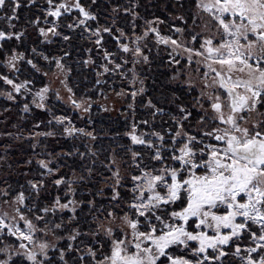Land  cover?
I'll return each instance as SVG.
<instances>
[{
	"label": "rangeland",
	"instance_id": "1",
	"mask_svg": "<svg viewBox=\"0 0 264 264\" xmlns=\"http://www.w3.org/2000/svg\"><path fill=\"white\" fill-rule=\"evenodd\" d=\"M3 8H0V31H4L6 34H12V38L19 43H22V38L30 40L33 44L34 41L40 38L42 43L52 44L57 37L68 36L69 33H64V30L80 34L85 38V50L89 55L94 54L95 59L88 57L85 62L88 69L97 72V82L104 84L107 82V86L119 84L121 87L117 92L108 91L105 94H101L97 99H90L81 97L75 94L69 85L70 70L62 63L61 57L54 55L49 56L48 53H36V56L40 57V63H36L33 58L27 56L24 51L13 50L12 55L6 57L3 63L5 74L0 73V76L12 79L15 84H25L26 86L20 90L19 93L15 92L11 85L6 84L3 80H0V193L8 194L9 188L12 187V180L19 182L18 188L21 189L27 184L29 191L34 193L33 198L30 195L25 196L24 204L18 205L14 203L16 197L21 193L19 192L15 197L6 201H0V216L6 214L5 223L10 226L15 225L22 230L25 229L23 221H20L16 209H20V213L23 214L28 220L32 221L38 229L33 233L34 242L17 240L16 236L10 235L7 229L0 231V261H6L7 264H11L16 258H21L27 261L29 264H72V262L79 261V264H95V261L102 260L105 255L110 254V240L104 236V228L111 227L114 230L115 237H121L120 227H122V217L125 213H128L132 218L134 210L130 209L128 205L133 202L134 195L139 193H133L134 182L132 176H141V169L150 171L152 169L159 170L162 167L172 165L178 167V162H174L170 159L172 155H179L178 149L182 147V143L173 144V137L177 130L183 127L184 131L191 135H195L198 139H203L205 143L219 144V142L207 137H203L202 133L211 131L212 128L219 124L218 121L211 122L205 121V123H199L201 116L204 115V109H209V101L201 93H213L216 92L213 89L205 88V83H211L210 74L208 78L203 76L206 68L203 63L202 57L193 56L192 62L188 60V53L183 49H176L173 51V45L157 43V34L155 32H148L145 36L144 33L148 30L149 26L157 29L159 36L177 39L180 43L188 48L201 50V43L204 38L211 35L212 32L217 30L215 21H211V17L197 9L195 1V7L189 8L192 12V21L188 22L187 16L184 11L176 4L180 0H125L124 4L111 5L106 9V22L98 27H92L91 21L87 22V27L94 31L97 28L101 29L99 38L101 44L98 46L95 41L97 36H92L91 31H85V26L69 29V24L77 23L78 19H82L78 10L73 9L70 13H64L59 18L51 16L47 17L48 23H45L46 10L49 5L47 0L45 6L40 4V0H34V3H30V0H18L20 7L13 13L12 8L14 5L8 3ZM98 0H96L97 2ZM106 2L108 0H105ZM62 2V0L60 1ZM59 2V3H60ZM80 4L89 12L97 16V12L91 9L94 4L92 0H79ZM34 5L35 9H28L23 11L19 18V10L23 6ZM58 4V3H57ZM88 4V5H86ZM91 5V6H89ZM117 9V11H113ZM129 9L130 11H125ZM159 12L165 13L169 21L164 22L161 17L158 16ZM17 17L15 19H8V17ZM64 16H69L70 20L61 21ZM128 16V17H127ZM135 16V18H134ZM195 19V23L193 20ZM56 21L57 31L59 36H54L51 33L47 38L42 36L39 32L40 28L47 30L52 26V22ZM67 21V22H66ZM151 22V25L149 24ZM209 23V27H205V24ZM19 23V25H18ZM6 26V28H5ZM108 27L111 28V34L104 32L102 29ZM119 30H123L124 36H120ZM181 29L182 31H176ZM128 31V33H126ZM23 33L19 39H16V35ZM109 34L115 42L117 40L114 37H120L119 43L117 42V50L114 52L106 51L103 46L104 35ZM74 35V34H72ZM192 36H197L196 41H192ZM137 37L142 39L137 40ZM7 40V39H6ZM10 40V39H8ZM4 40L0 41V47ZM21 41V42H20ZM135 41V43H133ZM219 40H214V44H217ZM30 43V44H31ZM120 44H127L130 51L125 53L122 51ZM136 47L141 49L142 55L135 56L134 50ZM26 49V48H25ZM32 52V51H31ZM105 53H109L107 59H105ZM22 54V59H17L9 64L10 57L16 55L19 57ZM34 55V54H33ZM143 56H147L148 60L145 62ZM159 61V64L164 63L165 69L170 72V78L168 84L172 87H179L185 90L186 100L183 102L177 98V96L169 95L167 101L163 100L164 97L159 99L161 105L166 106L163 108L152 101L147 100L145 104L141 105V97L146 93V82L151 77V63L154 60ZM60 61L62 68L57 67V61ZM28 61H32L31 64ZM134 61H139L138 63ZM174 61H179L175 63ZM195 61H202L197 64ZM27 62L31 68H33L39 75L44 78V85L41 87H34L30 85L25 78L21 76L23 63ZM14 65V66H13ZM120 65L119 68L116 66ZM100 69L97 70L96 68ZM107 67L108 72L104 69ZM200 71L197 72L196 69ZM24 74V73H23ZM47 88L48 91L44 93V99L41 101L36 93L42 89ZM69 89L71 91H69ZM142 89V91H141ZM222 92L223 90H219ZM11 94L13 99L8 98V94ZM133 93H136L133 96ZM71 98V99H70ZM81 106L77 108L75 104ZM199 101V103L197 102ZM50 102L60 103L62 107L59 110L62 113H55L49 107ZM42 103L44 108L37 107V104ZM28 105V111H24L25 105ZM201 104L203 108H201ZM88 110L85 111L84 109ZM185 109V112H181L180 109ZM93 109H96L102 115L115 117H121L123 120L128 121V131L125 133V137L129 140L128 145H124L121 141L116 140L115 146L111 149L110 154L107 156L108 161L105 162L100 159L93 147L96 142V136L89 128L90 114ZM260 112H264V106L258 105ZM36 111L37 113H34ZM46 116H42V114ZM187 113L191 115L186 120L181 118ZM251 120H258L261 117L255 113H245ZM56 118H67L63 125L55 122ZM180 121L178 124L176 121ZM51 121V123H49ZM68 121H71L69 124ZM147 121L148 123H143ZM136 125V134L141 133H159L164 137L163 141H160L156 136H144L145 140L151 139L157 146L163 144L161 149L163 162L155 161L151 159L154 155V150L144 145L132 144L129 133L132 132L133 125ZM37 125H39L37 127ZM251 126V122L246 125ZM65 127H74L76 129H84L85 133H92V137L88 135H74L67 136L64 133ZM224 127V125H220ZM55 132V136H36V133ZM72 139L81 141L87 146L90 153L87 155L88 160L91 161L86 167L87 169L82 172H76L66 168L60 161L61 155H66L63 149H61V140ZM117 138V137H115ZM181 140L184 138L181 137ZM186 142V141H185ZM108 146L107 143H105ZM202 147L203 145H199ZM142 149L146 152V155H142L138 149ZM175 148L176 151L172 149ZM133 152L139 153L136 159H133ZM151 154V155H150ZM206 158V157H205ZM51 161L49 167L53 169L54 174H48L46 170L39 167V160ZM31 161V163H29ZM94 162H98L101 166V170H93L91 167ZM137 164L140 167H137ZM118 172L120 176V185L117 187L116 176L114 173ZM83 173V174H82ZM63 177L67 181H71L72 192H69V185L67 183L55 185L54 181ZM40 183L42 187L36 192L31 188L29 182ZM83 182L85 185L80 186ZM79 187H82V191L87 193L94 190L99 198H102L104 203L99 206L92 205V215L90 221L92 225H89V229H84L79 224L78 227L73 225V215L80 208L81 202H79L75 193ZM113 188L119 192L120 199L113 201ZM160 190V189H158ZM31 192V191H30ZM59 197L62 203H67L69 200H73L76 203L70 205L69 209L63 211L57 210L55 212H49L45 214L43 210H38V204H44L45 208H51L56 198ZM51 198V199H48ZM163 206L162 211H157L158 215H161L165 222L168 223H182L181 221H171L169 219L170 213L167 207ZM75 207V211L70 209ZM29 210L31 216H29L24 210ZM113 211L115 213V219L108 218L107 213ZM117 211V212H116ZM70 214L69 216H66ZM120 213V214H117ZM66 214V215H65ZM218 214H223L222 211H218ZM37 216H43V220H37ZM15 218V219H13ZM143 218V217H138ZM144 219V218H143ZM242 218H238L240 220ZM144 220H142L143 222ZM195 218H191L188 225L185 228L188 231H200L205 230L209 235H214L210 229H195ZM75 222V221H74ZM152 223L158 225L157 235L160 234V229L163 228L158 221L153 218ZM55 224H65V227L60 229L55 228ZM98 225H102L100 228V234L93 236L92 234L97 231ZM141 226V227H140ZM141 231H148L146 223L140 224ZM256 229L251 231L259 234V227L252 225ZM166 230V229H165ZM76 231L81 234L76 237L75 240H71L69 237L75 235ZM125 231H130L125 228ZM221 232L228 233L230 229H221ZM245 232L241 233V236ZM247 233V241L241 239H234L230 241L229 245L224 248L228 253L235 251L238 245L241 248L239 256L228 255L221 258V261H212L211 264H225L238 262L239 264H247L249 253L247 248L256 247V243L251 241L250 233ZM131 238V237H128ZM104 241L108 243V249L104 247ZM62 242L66 243V248L60 249V253L55 261L51 259L54 254L52 253L58 248ZM24 243L25 249L19 248V244ZM40 243H46L48 247L42 254L38 245ZM264 244V241H259ZM72 245L73 251H68V246ZM145 245H150V241H145ZM233 245V250L229 249V246ZM91 247L96 251L95 261L94 258L88 255V249ZM198 247V242L189 241L187 247L184 245H172L166 249L167 255H172L171 249L184 252L187 255L183 258L189 261H195L198 257L193 255L195 248ZM32 251L36 254V262L27 259V252ZM64 252V260L60 259L61 252ZM215 255L211 249H208L206 253L200 254V258L203 255ZM264 254V248H258L256 253H252L251 256L259 261L261 255ZM70 256V258L67 257ZM167 255L160 257L156 264H169ZM174 258L180 256H174ZM82 257V258H81ZM243 257L244 259H241ZM228 258V259H227ZM227 259V260H226ZM226 260V261H225ZM60 262V263H59ZM204 264H209V261H205Z\"/></svg>",
	"mask_w": 264,
	"mask_h": 264
},
{
	"label": "snow or ice",
	"instance_id": "2",
	"mask_svg": "<svg viewBox=\"0 0 264 264\" xmlns=\"http://www.w3.org/2000/svg\"><path fill=\"white\" fill-rule=\"evenodd\" d=\"M14 7L13 13L20 7L18 0H11ZM34 3V0H30ZM49 5L46 10L45 23H48L47 17H61L64 13H70L73 9L79 11L82 19H78L77 23L69 24V29L85 26L84 30L91 31L92 36H97L95 43L99 46L101 40L99 38L101 29L90 30L86 25L90 20H96V15L87 11L79 2V0H62L60 3H55V0H47ZM95 4L96 0H92ZM6 0H0V8H3ZM197 9L207 13L211 17V21H215L217 30L211 35L204 38L200 47L201 50L188 48L177 39H171L159 36L157 29L149 26L144 33L155 32L157 34V43L173 45V51L183 49L188 53V60L192 62V57H202L206 68L203 76L208 78L210 74L211 83H205V88L213 89V93H201L207 97L209 101V109H204V115L201 116L199 123L205 121L216 122V127L211 131L203 132L202 136L219 142V144L205 143L203 139H198L197 136L191 135L184 131L183 127L176 131L173 137V144L182 143V147L178 149L179 155H172L170 159L178 162V167L168 165L159 170L152 169L145 171L141 169V176H132L134 182L132 189L134 195L133 202L128 207L134 210L133 215L143 217L144 221L133 219L128 213H125L120 220L121 237L114 236V230L111 227L104 228V236L110 240V254L105 255L102 260L95 261L96 251L91 247L88 249V255L94 258L95 264H156L160 257L167 255L166 249L172 245H184L187 247V242H198V247L195 248L193 255L198 258L193 262L183 257L174 258L172 255H167L169 264H204L205 261H221V258L228 255L239 256L241 248L237 245L235 251L228 253L224 250L229 245L230 241L239 239L242 232H249L251 241L256 243V247L247 248L249 253L247 264H264V254L261 259L256 261L251 254L256 253L258 248H264V244L259 241H264V112H260L258 105L264 106V0H197ZM117 11V9H113ZM125 11H130L125 9ZM17 17H8L15 19ZM135 18V16H134ZM195 23V19L193 20ZM151 25V22H149ZM57 24L54 20L52 26L47 30L40 28L39 32L47 38L51 33L54 36H59ZM205 27H209L206 22ZM104 32L111 34V28L105 27ZM120 36H124L123 30H119ZM176 31H182L176 29ZM23 33L16 35L19 39ZM12 34H6L0 31V41L11 39ZM119 43L120 37H114ZM64 40H69L70 37L64 36ZM142 37H137V40ZM192 41L197 40V36H192ZM219 40L214 44V40ZM135 43V41H133ZM123 52L127 53L130 48L127 44H120ZM35 51V50H33ZM139 57L142 55L141 49L136 47L133 53ZM109 53H105L107 59ZM22 59V54L17 57H10L8 63L12 64L17 59ZM143 60L147 62L148 57L143 56ZM138 63L139 61H134ZM179 63V61H174ZM200 64L202 61H195ZM29 64L32 61H28ZM57 67L62 68L60 61L57 62ZM14 66V65H13ZM117 68L120 65L116 66ZM105 72L109 69L105 67ZM200 71L199 68L196 69ZM6 84L11 85L17 93L26 85L15 84L12 79L0 76ZM219 90H223L220 92ZM47 88L36 93V96L42 101ZM69 91H71L69 89ZM142 91V89H141ZM136 93H133L135 96ZM9 99H13L12 95L8 94ZM71 99V98H70ZM199 103V101H197ZM75 106L79 108L81 105L73 101ZM37 107L44 108L42 103L37 104ZM201 108L203 105L201 104ZM85 111L88 109L85 108ZM24 111H28V105L24 107ZM181 112L185 109L181 108ZM245 113H255L261 117L258 120H251ZM191 115L187 113L181 120H186ZM67 118H56L57 124L63 125ZM178 124L180 121H176ZM251 122V126H246ZM51 123V121L49 122ZM70 124L71 121H68ZM143 123L147 124V121ZM224 125V127H220ZM39 125H37L38 127ZM64 133L71 137L77 134L92 136V133H85L84 129H76L74 127H65ZM36 136H55L56 133L49 131L44 133H36ZM132 144L144 145L154 150L152 160L163 162L161 149L163 144L157 146L151 139L145 140L144 136H156L160 141L164 137L159 133H141L136 134V125L132 127V132L129 133ZM184 139L181 140L180 138ZM186 141V142H185ZM199 145H203L200 147ZM176 151L175 148L172 149ZM70 155V154H69ZM84 154H81L83 156ZM133 159L139 155L133 152ZM206 157V158H205ZM31 163V161H29ZM51 161L43 159L38 161L39 167L46 170L48 174H54L53 169L49 167ZM137 167H140L137 164ZM116 176L117 187L120 185L119 173H114ZM31 188L36 192L42 187V182H29ZM56 186L67 183L69 192H72L71 181L65 180L63 177L54 181ZM160 189V190H158ZM113 201L120 199L119 192L113 188ZM25 196L20 193L14 203L23 205ZM180 202L181 210H173L170 213L171 221H181L182 223H168L165 219L157 214V211H162L163 206ZM76 202L69 200L67 203H62L59 197L56 198L51 208L43 209L45 214L63 211L69 209L70 205ZM75 211V207L70 209ZM222 211L223 214H218ZM16 212L20 221L24 222L25 229L22 230L15 225L10 226L5 223L6 214L0 216V231L7 229L10 235L16 236L17 240L34 242L33 233L41 231L17 208ZM108 218L115 219V213L109 211ZM75 217H73L74 219ZM153 218L163 226L160 229V234L157 235L158 225L152 223ZM191 218H195V229H210L214 235H209L207 231H188L185 225L189 224ZM238 218H242L238 220ZM15 219V218H13ZM37 220H43V216H37ZM146 223L148 231H141L140 224ZM250 225L259 227V234L251 231ZM62 224H55V228H62ZM98 225L97 231L92 235L95 237L100 234ZM125 228L130 231H125ZM166 229V230H165ZM221 229H230V232L223 233ZM81 233L76 231L75 235L69 237L75 240ZM131 237V238H128ZM145 241H150V245H145ZM41 253L48 247L46 243L38 245ZM19 248L25 249L24 243L19 244ZM208 249H211L215 255H203ZM2 251V250H0ZM68 251H73L72 245L68 246ZM82 258V257H81ZM27 259L36 262V254L32 251L27 252ZM60 259L64 260V252L60 254ZM241 259H244L241 257ZM0 264H7L6 261H0ZM40 264V262H36Z\"/></svg>",
	"mask_w": 264,
	"mask_h": 264
},
{
	"label": "trees",
	"instance_id": "3",
	"mask_svg": "<svg viewBox=\"0 0 264 264\" xmlns=\"http://www.w3.org/2000/svg\"><path fill=\"white\" fill-rule=\"evenodd\" d=\"M60 1L61 0H55V3H59ZM40 2H41L40 4L42 5L45 4L43 0H40ZM8 3H11L10 0L8 1ZM124 3L125 0H108L107 2L105 0H98L93 6L89 5L91 6V9L93 11L97 12V16H96L97 19L91 21L92 27H98L99 25H103L106 22V19L104 17L107 15L106 9H108L111 5L124 4ZM176 4L186 14L187 16L186 18L188 22H191L193 18H192V12L189 8L195 7V1L180 0L177 1ZM29 8L35 9L36 7H34L33 4L30 5L29 7L25 6L24 4V6L19 10V18L21 17L22 12L28 10ZM158 16L161 17L164 22L169 21L167 15H165V13L163 12H159ZM65 20H70L69 16H64L61 18V21L65 22ZM64 33L66 34L69 33V37H70L69 40H64L63 37H57L55 38L52 44L42 43L40 38L34 41L33 44L31 43L30 40L26 41L24 37L21 39L22 43L19 44L14 39L4 40L0 47V62L3 63L6 57L12 55L13 50L24 51V53L27 56H30V58H33V60L36 63H40V57L36 56V53H38L39 51L41 53H48V55L52 57H54V55H58L61 57L62 63L70 70L69 85L76 95L90 99H97L100 97L101 94H105L108 91L117 92L121 87L119 84L107 86L106 81L104 84L96 83L98 81L97 72L92 71V69H88L85 60L88 57H92L93 59L97 57H95L93 53L89 55L86 53L85 50L86 48L84 45V42L86 41L85 38L80 34L70 32L68 30H64ZM126 33H128V31H126ZM117 45H118L117 42L112 40L109 34L104 35L103 46L106 49V51L114 52L115 50H117L116 48ZM153 59L154 60L151 63L152 67L150 69L152 75L150 77V80H147L146 82V93L141 97L140 104L143 105L146 103L147 100H149L152 101V103H155L163 108H166V106L160 104L159 99L164 97L163 100L167 101L168 96L174 94L177 96L178 99L180 98L179 100L184 102L186 100L185 90L177 86L172 87L170 84H168L170 78V72L167 69H165L164 63L159 64L158 60H155V58ZM22 65H23V69H22V74L20 75L25 78V81H28L30 85L34 87H41L44 85L45 81L42 75H39L33 68L30 67V65L27 62H24ZM96 69L99 70L100 68L97 67ZM0 73L5 74V69L1 64H0ZM49 107L55 113H62L61 111L64 109L60 105V103H53V102H50ZM59 107H62L61 111L59 110ZM34 113L37 112L34 111ZM42 116H46V115L43 113ZM90 121L91 124L89 128L96 136V142L93 144V147L95 150H97L96 153L101 160L105 162L108 161L107 156L110 154L111 149L115 146L116 140L119 139V141H121V143H123L124 145H128L130 143L129 140L124 136L129 129L127 120H123L121 117L113 118L111 116L102 115L98 110L93 109L90 114ZM105 143H107L108 146H106ZM61 149L64 150L66 155H61L59 159L63 163V165L69 170L82 172L83 170L87 169L86 167L88 166V164L91 163V161H89L87 157L90 151L87 149V146L84 145L81 141L72 140L69 138L63 139L61 140ZM138 151L142 155H146V152H143L141 148L138 149ZM81 154L84 155L81 156ZM91 168L95 171H97L98 169L101 170L100 169L101 166L98 162H94ZM12 181H13L12 187L9 188L8 194L6 195L0 193L1 202L15 197L19 192L21 193L23 192L26 195H30V198H33L34 193L32 192V190H30L31 192L29 191L30 188L27 184H25L23 188L19 189L18 188L19 182L14 180ZM83 185L85 184L81 182L80 186ZM75 197L79 202H81V206L73 215V217H75L74 218L75 222L73 221V225L78 227L80 224L81 227H83L84 229H89V225L90 224L92 225V222L90 221V216L92 215V210H91L92 205L98 207L99 204L104 203V201L102 200V198H99V196L96 194L94 190L84 193V191H82V187H79L78 190H76ZM181 207L182 204L180 202H176L172 206L167 207V210L179 211L181 210ZM37 209L43 210L45 209V205L38 204ZM24 212H26L29 216L32 215L27 209H25ZM69 215L70 214L67 213L66 216ZM132 218L138 219L140 221L144 220L143 218H138L133 214H132ZM62 225L63 227H65V224ZM250 228L254 230L256 229L252 225H250ZM247 237H248L247 233L245 232L241 236V239L244 240L245 242L248 239ZM103 243H104V247L108 249L107 241H104ZM63 248H66L65 242L59 244L58 248L52 252L54 256H52L51 259L55 261V259H57V256L55 255H58L60 253V249ZM229 249L233 250V245H230ZM170 252L174 256L183 257L187 255L184 252H178L173 249H171ZM67 257L70 258L69 255H67ZM11 264H29V263L25 260H22L21 258H16L12 261ZM72 264H79V261L72 262ZM225 264H231V263L225 262ZM232 264H239V263L236 261Z\"/></svg>",
	"mask_w": 264,
	"mask_h": 264
}]
</instances>
